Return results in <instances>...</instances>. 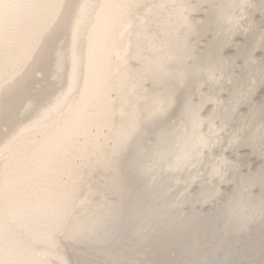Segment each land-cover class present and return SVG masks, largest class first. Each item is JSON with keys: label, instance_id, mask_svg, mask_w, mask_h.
<instances>
[{"label": "rangeland", "instance_id": "1", "mask_svg": "<svg viewBox=\"0 0 264 264\" xmlns=\"http://www.w3.org/2000/svg\"><path fill=\"white\" fill-rule=\"evenodd\" d=\"M17 1L21 14L0 22L16 37L58 2ZM102 2L90 0L80 26L76 88L42 132L1 152L0 182L21 177L24 183L9 192L37 197L28 210L33 217L54 215L52 250L66 264H264V0L115 1L122 13L107 37L109 51L96 59L89 37ZM229 12L227 22L222 13ZM9 44L0 42V67L11 63L0 84L34 52L27 43ZM124 47L120 59L116 52ZM116 65L126 74L121 87ZM89 66L106 75L102 101L90 99L81 120L73 116L66 124L65 110L82 106L96 78L88 79ZM132 120L135 129L117 143ZM54 132L68 150L18 172L13 157ZM199 134L206 140L200 154L167 167ZM31 177L34 184L26 186ZM1 223L24 240V229L17 232L4 213ZM29 242L34 251L48 247Z\"/></svg>", "mask_w": 264, "mask_h": 264}, {"label": "bare ground", "instance_id": "2", "mask_svg": "<svg viewBox=\"0 0 264 264\" xmlns=\"http://www.w3.org/2000/svg\"><path fill=\"white\" fill-rule=\"evenodd\" d=\"M103 1L95 18L97 26L95 29L93 28V33L89 37V45L91 46L89 50L95 53L96 59L97 56L100 57L109 51L106 46L107 37L115 26L117 17L122 13V9L115 5V1L118 0ZM3 2L7 3L4 4ZM18 3L17 0H0V22L3 21V15L11 14V16H19L21 14L22 5ZM54 6L44 7L39 11L36 22H34L37 26L32 28V26L28 25L27 29L23 30H26L25 34L21 33L25 37L8 35L5 33V31L7 32L5 26L0 28L1 41L10 44L18 43V45L21 43V49H24V44L27 43L28 47L32 45L34 49V52L29 57L24 58L26 61L23 63V68L20 69V72L0 84V155L12 143L15 142L18 146L22 147L26 145L29 136L36 132H42L46 127L45 125L50 115L56 114L63 103L67 101L70 92L74 91L78 84V67L80 62L77 43L80 37V26L86 22V15L91 10L90 0H58ZM229 6L231 9L233 8L231 2ZM222 15L225 21L230 22V12L222 13ZM41 22L43 27L40 24ZM127 28L128 26L123 28L124 34ZM1 51L3 52V50ZM126 51L127 47H124L116 52V56H120L121 59V54ZM91 61L92 57L89 59V62ZM124 62V60L121 61V63ZM160 62L161 60L157 64L159 68H161ZM117 64L119 65V63ZM9 65L11 66V63L0 67V74L7 71ZM118 70L116 65L114 71ZM100 71L99 66H89L87 68L88 79L90 80L91 76L96 78L93 83L89 84L91 85L90 88L83 91L81 98L82 106L71 107L65 110L64 118L67 121L66 124L71 123L69 118L73 116L81 120V113L85 112L84 106L90 99L102 101L100 95H104L102 84L106 75L101 76L99 74ZM118 72L117 80L120 83L119 87H121L126 80V74L121 70ZM124 112L120 110V114H124ZM191 117L195 121V116L191 115ZM197 125L198 123H193L194 132L198 129ZM135 127L136 123L133 120L129 121L128 128L117 134V143H125ZM59 132L52 133L48 138L42 137L41 144L36 149L28 150L26 155L14 156L13 163H15L16 170L21 172L28 164L41 160L44 161L46 155L52 151H67L68 146L65 145V137L62 138ZM64 132L66 133L67 130H64ZM26 136L27 138H25ZM187 144L186 147L182 145L175 156L177 165H168L167 167H179L183 165V162H187V159L193 154L198 156L201 149L206 146V140L199 134L196 135L195 140L189 141ZM191 149H195V152H192ZM7 171L8 167L5 169V172ZM216 173L217 171L213 170V174ZM26 182H28L26 186L31 183L34 184V179L31 177ZM23 183L24 181L21 177H18L16 180L6 177L0 182V190H2L0 199L6 203V205L0 204V214L4 213L8 216L11 224L15 225L17 232L19 231L18 229H24L25 234L20 232L24 235V240H17L14 238L17 233L14 236L10 235L14 231L8 230L7 224H0V264H66L65 259L52 250V247L55 246V241L52 240L54 233L52 235H49V233L54 230L51 229L52 226L50 224L51 219H55L54 215L46 214L42 219L33 217L28 213V210L35 209V206L32 204H35L37 197L32 192L25 193L23 196L20 194L21 189L9 192L10 187H16ZM23 197L26 198L24 199ZM36 203L38 204V202ZM25 238L35 243L38 241L45 242L48 247L40 251H34L30 247L34 244L30 245V242L25 240ZM34 247L32 246V248Z\"/></svg>", "mask_w": 264, "mask_h": 264}]
</instances>
